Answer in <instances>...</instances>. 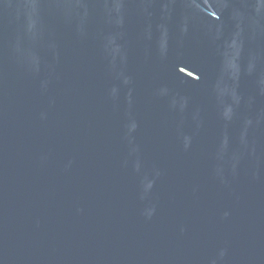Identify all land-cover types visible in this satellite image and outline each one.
<instances>
[{"label": "water", "instance_id": "water-1", "mask_svg": "<svg viewBox=\"0 0 264 264\" xmlns=\"http://www.w3.org/2000/svg\"><path fill=\"white\" fill-rule=\"evenodd\" d=\"M0 264H264V0H0Z\"/></svg>", "mask_w": 264, "mask_h": 264}]
</instances>
